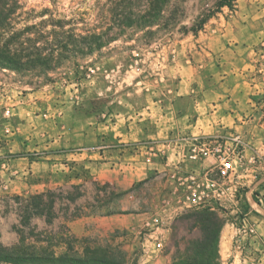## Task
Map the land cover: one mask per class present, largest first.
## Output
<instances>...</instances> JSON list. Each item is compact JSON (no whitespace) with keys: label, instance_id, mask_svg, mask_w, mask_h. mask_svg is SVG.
Wrapping results in <instances>:
<instances>
[{"label":"rangeland","instance_id":"rangeland-1","mask_svg":"<svg viewBox=\"0 0 264 264\" xmlns=\"http://www.w3.org/2000/svg\"><path fill=\"white\" fill-rule=\"evenodd\" d=\"M214 3L186 0V18L172 34L147 47L112 44L103 50L104 57L79 59V74L60 70L50 76V84L42 85L37 72L18 75L0 71V247L44 257L82 258L100 252L102 258L117 264H172L177 247L198 240L199 231L184 220L187 212L198 208H188L185 187L179 184L192 183V177L196 184L205 185V174L195 162L164 169L167 160L163 152L139 151L150 147L148 140L122 147L112 135L119 128L128 130L138 113L144 116L151 93L166 84L172 69L199 68L202 73L198 75L204 79L210 69L219 68L211 56L235 47L245 54L251 66L245 72L252 71L264 101V0H237L233 9L217 14L197 37L179 32L191 27ZM27 6L41 11L50 5L44 0H28ZM72 9L70 0H60L55 8L62 15H69ZM136 156L140 163L155 168L148 181L136 188L134 199L122 200L124 195L97 180L90 168V164L111 163L105 171L124 173ZM113 161H118V166ZM207 177L216 178L212 173ZM243 180L236 177L231 184L237 187L232 188L234 200L223 207L214 206L224 221L219 264H264V247H250L254 239H247L245 247L235 244L240 217L247 215L253 226L251 208L245 203L248 189L239 184ZM39 195L46 196L44 204L54 202V207L36 210L26 204ZM252 198L259 204L256 194ZM139 213H147L149 219L155 216L148 231L87 230L82 235L69 226L88 216Z\"/></svg>","mask_w":264,"mask_h":264},{"label":"crops","instance_id":"crops-1","mask_svg":"<svg viewBox=\"0 0 264 264\" xmlns=\"http://www.w3.org/2000/svg\"><path fill=\"white\" fill-rule=\"evenodd\" d=\"M211 58L212 62L219 64V68L210 69V75L206 73L204 79L198 75L202 73L199 68L172 69L166 84L151 93L152 99L144 110L146 117L138 113L134 121L128 124V130L119 128L118 133L112 136L122 147H132L142 140H148L150 147L137 150L163 152L167 160L164 169H178L180 162H195L198 171L208 175L213 172V162L204 159L197 162L190 160L191 147L202 143V139L215 138L224 132L241 134L245 148L237 168V178H243L239 184L247 186L248 189L245 203L251 208L250 220L256 233L255 243L250 247H264V211L261 212L264 209V101L260 99L262 89L255 84L256 80H252V71L245 72L251 66L247 65L245 54L236 47L225 53L220 51L218 55L213 54ZM244 65L247 66L244 68ZM106 135L109 136V133ZM136 157L132 159V167L124 173L117 174L116 170L105 171L108 166L113 165L111 163L90 164V168L97 180L107 182L118 194L124 195L122 200L127 197L134 199L136 188L148 181L155 168L140 163L139 157ZM116 162L118 161L114 164ZM251 163L255 165L252 166ZM179 186L185 187L183 190L187 195V185L180 183ZM254 194L257 195L259 204L254 202ZM186 195L184 194V198ZM152 219L155 220V216L149 219L147 213L111 214L106 217L88 216L73 220L69 226L73 233L76 230L82 235L87 230L112 233L126 228H142L148 231ZM158 221L156 219L157 224Z\"/></svg>","mask_w":264,"mask_h":264},{"label":"trees","instance_id":"trees-1","mask_svg":"<svg viewBox=\"0 0 264 264\" xmlns=\"http://www.w3.org/2000/svg\"><path fill=\"white\" fill-rule=\"evenodd\" d=\"M59 1L44 0L50 6L37 11V7L27 6L28 0H0V71L37 72L42 85L50 84V76L60 70L79 74V59L104 57L103 50L118 42L136 43L131 49L147 47L172 34L186 18V0H70L73 9L69 15L55 10ZM236 1L215 0L191 27L179 32L197 37L217 14L233 9ZM45 197L25 202L36 210L45 205L53 208L54 202L43 203ZM184 220L200 237L187 240L186 247H177L172 264H219L224 227L220 215L209 208L196 209L187 212ZM22 252L0 247V264H117L102 258L100 252L82 258Z\"/></svg>","mask_w":264,"mask_h":264},{"label":"built area","instance_id":"built-area-1","mask_svg":"<svg viewBox=\"0 0 264 264\" xmlns=\"http://www.w3.org/2000/svg\"><path fill=\"white\" fill-rule=\"evenodd\" d=\"M245 144L239 135L229 134L225 137H216L213 140L194 145L189 154V159L198 161L200 159L213 162V172L216 178L211 179L205 175V185L196 184L195 179L190 177L192 183L187 185L188 208L214 210V206L223 207L226 202L234 200L231 185L238 177L237 168L242 160ZM252 161H254L252 159ZM184 185V183H182ZM232 192V194H230ZM236 192V191H235ZM232 196V197H230ZM240 227L237 228L236 247H245L247 239L256 236L254 227L251 226L247 215L240 217ZM161 247L158 244V248ZM256 264V263H254Z\"/></svg>","mask_w":264,"mask_h":264}]
</instances>
